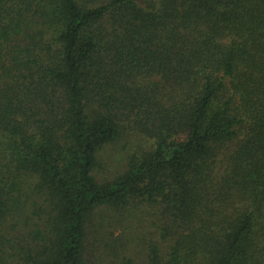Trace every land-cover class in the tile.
<instances>
[{
    "label": "trees",
    "instance_id": "16d2710c",
    "mask_svg": "<svg viewBox=\"0 0 264 264\" xmlns=\"http://www.w3.org/2000/svg\"><path fill=\"white\" fill-rule=\"evenodd\" d=\"M0 264H264V0H0Z\"/></svg>",
    "mask_w": 264,
    "mask_h": 264
},
{
    "label": "rangeland",
    "instance_id": "374dc122",
    "mask_svg": "<svg viewBox=\"0 0 264 264\" xmlns=\"http://www.w3.org/2000/svg\"><path fill=\"white\" fill-rule=\"evenodd\" d=\"M105 157H107L109 160L110 159H114V156H118L116 153L113 152V150H111L110 148H108V151L104 152Z\"/></svg>",
    "mask_w": 264,
    "mask_h": 264
}]
</instances>
